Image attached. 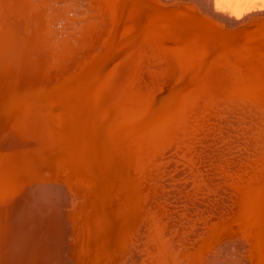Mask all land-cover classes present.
<instances>
[{
    "label": "rangeland",
    "instance_id": "obj_1",
    "mask_svg": "<svg viewBox=\"0 0 264 264\" xmlns=\"http://www.w3.org/2000/svg\"><path fill=\"white\" fill-rule=\"evenodd\" d=\"M38 1L40 2V0H38ZM44 1H45V3L48 2V3H46L47 8L51 11V15L46 17V19H48V24L52 20V22L49 24V27L52 28V30L54 32L57 31L56 32V34L58 35L57 37H60V39L62 38L61 41H63V39H65L63 41V42H65V45H66V43H68V40L71 38H75L78 40L80 38L82 39V37L86 34L85 31L88 32V35L92 36L93 39L91 37V39H89L90 44H88L84 48H81L78 46L79 45L78 43H79V41H81V39L78 41V43L75 42L78 45L77 46H74V45L70 46V48L68 49V51L70 50L69 55L68 56L65 55L64 57H62L61 58L62 62L59 63L58 65H54V67L55 66L56 67L53 69H49V67L46 68L48 66V63L45 62L43 59H42V61L38 60L41 62V63L39 62L41 70L45 69L46 71H49V73H47V76H49V74H50L49 77H51L52 80H56L57 78L58 79L61 78V79H59L57 81H51L50 80L51 81L50 82L49 77H48L47 82H46V80H43L44 81L43 84H44V86H46L45 89L47 90L48 93L45 91L47 95L45 94L44 96H42V98L48 99V96H50V97H52V100H51L52 103L49 102L48 100H47V103L42 102V103H44V105L46 104L45 106L42 103H40L42 106L38 109L42 110V108L44 107L42 110V112L44 114L40 110H38L37 114L39 117L36 118L37 122H35V120H34L33 126H31V128H30V130L32 129V132L34 135V138L30 137V140H34V142H32L33 146H31L32 145L31 142H28V144L21 143L17 147L18 150L15 151L14 156L18 160V162L24 163V165H25V166L23 165V167L20 169L21 171H23L24 169H27V167H29L30 165L28 166L26 164H28L30 162H34V165H31V166H33V170L35 167L37 168L36 165H40L38 167L37 171L33 172V170H32V172L34 174H38L35 177L33 184H36V182L38 180L45 178L44 180L48 179L50 181V184H52V187L53 186L56 187V185L58 186V184L61 185L60 179H63V177L65 178V176H63V177L60 176L61 173H62V175L63 174L67 175L69 177L68 178L69 180L70 179L72 180L71 183L73 185L70 186V190L68 189L69 194H70L68 202L72 203L74 200V204H73V207L70 205L65 207V209L67 211L69 210L71 212V213H69V218H70L69 226L66 229H67V231H69L68 233L71 232L69 234L70 238L72 239V240L70 239L71 244L73 243L76 246L77 251H78L77 248L80 246L79 252L81 250V253H82L81 256L83 257V259L80 256L82 259L81 260L82 262L80 261L79 264H82L83 261H84L83 264H89V263L90 264H118V263H120V264H133V263L134 264H151V262H152V264H167L166 263L167 261L165 260V257H163V256L167 255L168 251H170V253H173L175 256H177L180 259L183 258V262H184L185 256L189 254V252H188L189 251L188 250V248H189L188 240L192 239V241H193V238H196L198 236V234H199L198 237H200V236L203 237V240L200 244L206 243L207 246L211 245L208 247V249L205 248L202 251L206 252V249L208 251H212L213 247L215 245L219 244V242H220L219 240L221 238L229 237L230 234H234L237 232L236 229L231 228L233 225H236L237 219L236 218L234 219L233 216L228 217L227 216L228 213L226 212V209H224V208H223L224 210L220 209V208L224 207L225 205H224V202H221L222 193H220L218 189L222 185H227L229 181L240 182L239 187L243 191L247 190V188L249 189L248 171L252 170V169H246V166H245L246 161H244L242 159L243 156H240L239 158H237L235 160H232V161L229 160L228 161V160H226V158L227 157L228 158L229 157L234 158L236 153L227 152L226 154H228V155L225 156L223 153L224 150L220 145H213L214 143H217V144L220 143V141H221L220 135H222L224 133V132H222L223 129L221 128L222 124L220 121V116H218V114L215 115V110H217L216 106L214 104H210L208 102L209 100L204 98L207 96V95L205 96V94L207 92L205 93L203 88H201L202 86H200L196 80L193 81V79H195V76L193 75V73L194 74L196 73L195 72L196 68H195V63H192L193 62L192 60L195 59V57L198 58V56L200 54L199 53L200 49L195 47L196 45H193L191 43V41L193 40V41L197 42V39L205 38L203 35L204 32L207 36H209L211 34V33L209 34L210 29H211V31H213L212 28L215 29V27L217 26L216 24H214V26L212 25L213 26L212 27V26H210V24L206 23V21L207 22L211 21V20L213 21V19H206V18L210 17V16H207V15H209L207 13L212 12V9H213L212 8L213 6H210V4L213 2L211 5H214V7H216V3L219 2L220 0H212V1H210L211 3L208 2L209 0H207V1H205V0L204 1L203 0H199V1L198 0H190V1L189 0H171L170 1L171 3L169 2L168 4L165 5L167 11L166 10L160 11L162 16H160V14L157 15L159 13L158 12L159 10L150 8V5L152 4L151 3L152 0H149V1L148 0H117V2H115L116 0H114V1H112V0H110V1L109 0L99 1L98 0L99 4H98V2H96L98 5L94 2L95 0H84V1L82 0L83 2L81 0H41V2H44ZM105 1H106V3H105ZM36 2H37V0H35V3ZM103 2L106 6L103 4ZM107 2L109 3V5ZM140 2H141V4H140ZM148 2H150V5H148ZM205 2H207V3H205ZM100 4H103V5L100 6ZM111 4H113V5H111ZM206 4H209L208 7H210V10ZM92 5L97 10H95ZM172 5H174V6H172ZM185 5H187V6H185ZM78 6H80V7H78ZM83 6H84V8H83ZM109 6L112 9H109L110 8ZM115 6L117 8H115ZM147 6H148V8H147ZM199 6H200V8H199ZM201 6H202V8H201ZM100 7L101 8L104 7V8L101 9ZM185 7H187L186 10H185ZM45 8H46V6H43L41 8L37 7V9H33V12H31V14H35V15L37 14L38 15L39 14L38 9H45ZM99 9L101 11H99ZM113 9L116 10L115 11L116 13L114 12ZM190 9L192 11H190ZM150 10L151 11L156 10V11H154L155 13L152 11L153 13L151 14ZM162 10H163V8H162ZM86 11H87V13H85ZM88 11H90V12H88ZM97 11H99V13ZM110 11L113 13L110 14ZM194 11H195V13H194ZM107 12H109V14ZM90 14H91V16H90ZM69 15H71V17H68ZM109 16H110V18H109ZM151 16H153V17L155 16V17L153 18ZM197 17H199L200 19ZM79 18L81 19L80 21H79ZM107 18H108V23H107ZM149 18H150V21L152 20L151 22H153V24L149 21ZM166 18H167V20H166ZM134 19H135V21H134ZM82 20H85V21H83L84 23L82 22ZM156 20H158V22H156ZM87 21L89 22V25H88ZM159 21L162 22L161 25H160ZM96 22L99 26L97 24H95ZM111 22H112V24H111ZM169 22H171V23H169ZM221 22L222 21H220V23ZM80 23H83V24H80ZM86 23H87V27L85 25ZM216 23H218V22L216 21ZM220 23H218L220 25V26L218 25V29L220 30L219 35H223L225 37L227 33H228L227 35H230V36L232 33H235L234 30L232 31V33H230V31L228 32V30L225 27H222V25ZM75 24H76V26L74 27ZM121 24L123 25V27ZM172 24H174V25H172ZM81 26H82V30H81ZM166 26L167 27L169 26L168 28L170 30L168 28H166ZM60 27H61V29H60ZM92 27H94V28L97 27V28H95L96 29L95 30ZM98 27H99V29H98ZM156 27L158 28V30ZM159 27H160V29H159ZM171 27H173L174 30L176 29L179 33L172 30L173 28L171 29ZM155 28H156V32L154 33V32H152V30L154 31ZM177 28H179V29H177ZM193 28H196V29H193ZM199 28H200V31H199ZM64 29H65V31H63ZM118 29H119V32H117ZM185 29H186V31H185ZM237 29H235V30L237 31ZM73 30H75V31H73ZM207 30H209V31H207ZM98 31L100 34H98ZM120 31H121V33H120ZM244 31L245 32L248 31L249 33L251 32L250 34L252 36H253V33L256 32V31H254L253 27H248V29H246ZM83 32H84V34H83ZM151 32L153 33V36H152ZM169 32H171L172 35L174 33V35H177L179 38L171 36L169 34ZM195 32H196V34H194ZM79 33L81 34L80 37H79ZM146 33L148 36L150 35L149 36L150 40L148 39V36L146 35ZM154 34H155V36H154ZM180 34H182V36ZM95 35H97L98 38ZM157 35H159V36H157ZM162 35H164L165 37H163ZM201 36H203V37H201ZM244 36H245V34H240L236 38L232 34L231 37L233 39L228 41V43H224L223 44L224 46H222L223 48L220 46V49H223V50L226 49L225 52L230 51V48H232V46L229 47V44H231V45L233 44L235 46L234 49L237 48L236 49L237 51L235 50L236 52H232L233 54H230L231 53L230 52L229 54L233 55V56L237 55V57L243 56L244 53H242V52L247 53L250 50V48H252L250 46H254L253 45L254 43L250 45V42L248 40L247 41L243 40ZM100 38H102V39H100ZM135 38H137V39H135ZM95 39H97L98 41ZM174 39H175V42L177 43L176 45H174ZM179 39L184 40V41L179 42ZM107 41H109V42H107ZM164 41L165 42L167 41V42L165 43ZM222 42L223 41H221V43ZM99 43H101V44H99ZM179 43H181V44H179ZM190 43H191V45H190ZM244 43H245V45H244ZM70 44H71V42L68 45H70ZM114 44H115V46H114ZM153 44H155V45H153ZM217 44H220V43L218 42ZM146 45H148V46H146ZM186 45H187V47H186ZM172 46H174L175 48H173ZM75 47H76V49H75ZM108 48H110V49H108ZM247 48H249V49L247 50ZM105 49L107 51L109 50L110 52L109 51L107 52ZM253 49L254 50L253 51L251 50V51L254 53H260V54H261V52L264 53V51H263L264 46L261 45L260 41H258V44L257 43L255 44ZM258 49H261V50H258ZM73 50H76L78 52V54L76 51H73ZM120 50H122V51H120ZM176 50H178V51H176ZM104 51L106 53H104ZM137 51H139V52H137ZM196 51L198 52V54ZM89 52H91V53H89ZM111 52H113V53L109 56V54ZM176 52H178V53L176 54ZM202 52H201V54H202ZM237 52H238V54H237ZM71 53H73L72 54L73 58H71L72 57ZM151 53H152V55H151ZM249 54H251V53L249 52ZM89 55H90V57H89ZM94 55H96V56H94ZM138 55H140V56H138ZM107 56H109V60L114 58L115 63L116 62L117 63H123L124 65H125V63H126V65H128V64L130 65V64L134 63V65L131 66V69L133 71L136 70L135 72H137L136 76H135L136 77L135 80L138 79L137 80L138 83L136 86L137 92H135L129 99L134 100V99L138 98L136 100V104H137L136 107L139 108V106H140L139 111H141V107L148 106L149 103L152 104V102H153V100L150 97H147V95H146V92H147L146 89L147 88H148L147 94H149V89L152 87H155L157 89L160 85L161 88H164V87L165 88H164V91H162V89L160 90V93H161L160 98L154 102V104H155L154 111H153V113L149 114V117L150 116H153V117L149 122L147 121L146 124H143V122L140 121L141 123L139 122L136 125L137 127L134 128L129 133L127 138L125 137V133L127 131V128H125L123 131H121L120 135L123 136L122 139L123 140L127 139L125 144L119 143L122 141V139L120 138L119 139L120 141H117L116 139L108 140L109 144L107 146H105L103 144V142H102V145L100 144V139L98 137L97 138L95 137V134L98 133L96 130H98L97 129V126H98L97 121L99 118V111L100 110L98 107H95L96 105L92 102L94 100V98H91L88 91H87L88 93H86V92L84 93L83 88H84V85H86L85 81H87V79H90L91 76L94 73L96 74L97 71L99 70L98 69L99 63H100L99 68H101V67L103 68L104 64H106V62L109 61V60H106ZM144 57H146V58H144ZM148 57L150 59L149 61H148ZM200 58H199V61H200ZM65 59L66 60L68 59V61H66ZM69 59H71V60L69 61ZM88 59H89V61L87 62ZM91 59H94V60L92 61ZM151 59L152 60L158 59L156 61V64L158 62L165 61L166 59L167 60L170 59V60H169V62H167V60H166L167 63L165 62L163 64L162 68L152 70L148 66L145 67L147 65V63H145V62H148V64L150 65V61H151V65H152ZM84 60L87 62V64L83 63ZM102 60H103V62H102ZM173 60H174V62H173ZM63 61H65V63ZM72 61H73V63H71ZM78 61H79V64H77ZM182 61H184V62H182ZM66 62L71 63V65L67 64ZM141 62H143V63H141ZM82 63H83V65H81ZM172 63H173V65H172ZM65 64H67V65H65ZM135 64H136V66H135ZM166 64L168 66H166ZM75 65H77L78 67ZM176 65H178V67L180 69ZM182 65H184V66L182 67ZM68 66H70V67H68ZM71 66L76 67V68L71 69ZM142 67L144 68L143 71H142ZM168 67H170L172 70ZM184 67H186V68H184ZM58 69H59V71H57ZM66 69H67V71H64ZM76 69H78V70H76ZM147 71H148L149 76L147 75ZM179 71H180V73H179ZM184 71H185V73H183ZM63 72L64 73L66 72L65 73V77L67 75L66 80L62 79V77L64 76ZM144 72H146V74H144ZM182 73H183V75H182ZM188 74H190L189 77H188ZM54 75H56V76H54ZM127 75H129V74H127ZM146 75H147V77H146ZM150 75H151V77H150ZM65 77H63V78H65ZM107 78L111 79L112 77L107 76ZM43 79H46V76H44ZM148 79H149V82H148ZM182 79H183V81L185 80L184 81L185 83L183 82V84L184 85L186 84V86H183V84L181 83ZM186 79L188 82L186 81ZM80 80H82V81H80ZM170 81H172V82H170ZM173 81H175V82H173ZM179 81H181V82H179ZM82 83L83 84L85 83V84L83 85ZM105 83H107V82L105 81ZM147 83H149V84H147ZM162 83H164L165 86ZM77 84H79V86H77ZM189 84H190V86H189ZM47 85H48V88H47ZM55 85H56V88H55L56 90L54 91L53 86H55ZM179 85H180V87H179ZM191 86H193V87H191ZM51 87H53L52 88L53 90L51 89ZM183 87H185V88H183ZM166 88H170V89H166ZM174 88H176V89L174 90ZM177 88H179L178 89L179 91H181L183 89V91H182L183 92V94H182L183 101L182 100L179 102L177 101L176 102L177 105H171V103H170V105L166 106L165 95L171 91L172 92L169 93V95H171V94L175 95L178 92ZM180 88H182V89H180ZM187 88H189V89H187ZM197 88H198V90H197ZM61 89H63L64 91ZM79 89H80V92H79ZM185 89H186V91H185ZM60 91L62 93V96L59 98L60 107H58V106L57 107H58V110L59 109L60 110L58 111V110H56V108H57L56 107V105H57L56 101L57 100H56V98H54V95ZM66 91H68V92L66 93ZM89 91H92V89L90 88ZM184 91L187 93L185 94ZM82 92L84 93L83 97L85 98V101L87 102V109L83 112V114L78 111L81 108L76 107V106H79L78 103H80V101H82L81 98L83 99L82 94H81ZM102 93H104V92H102ZM163 93H166V94H163ZM192 94H194L193 97H192ZM252 97H254V95L250 96V98H252ZM173 98L175 99V97H172L171 100H173V102L175 103V100H177V99L174 100ZM202 98H204V99L201 102ZM202 103H203V105H201ZM47 105H48V107H47ZM211 106L213 107L214 110L211 109L212 108ZM39 111L41 113H39ZM45 113H46V115H45ZM7 114L9 115V117L13 116V112L11 110H9L7 112ZM141 117L143 120L147 116L142 115ZM42 118H44V119H42ZM37 119H39V121ZM43 120H45L46 122ZM40 124L42 126H39ZM155 126H156V128H155ZM34 127H36V128H34ZM40 127H42V129H40ZM48 129H50L49 132H48ZM44 130H45V132H43ZM41 135L42 136L44 135V138ZM40 138H41V142H40ZM45 138H48V139L46 140ZM35 139L36 140L39 139V140L37 142H35ZM62 139H63V141H62ZM46 141L47 142L49 141L50 143L49 142L47 143ZM69 141L72 143L73 146L68 149L66 147V145H67V142H69ZM64 142H65V145H63ZM73 142H74V144H73ZM29 143H30V145H29ZM35 143H37V144H35ZM94 143H95V146L93 145ZM104 143L106 144V142H104ZM97 144L99 146H97ZM91 145H93V146L91 147ZM103 145H104L105 149L103 148ZM29 146L31 148H29ZM216 146H219V147L217 148ZM65 147H66L65 151H62V149H64ZM78 147H79V149H78ZM99 147H101V148L98 149ZM39 148H41V149H39ZM102 148H103L102 151L104 152V150H105V152H104V155H102V157H101L100 151ZM219 148H222L221 151L219 150ZM95 149L98 150V153L100 155L99 157L102 158L103 163L105 161L107 162L105 164V169H106V171L108 170L107 174L112 172L111 170H113V172H115V173L112 172L113 174L110 173V175H108L111 177H108V176L105 177V174H101V175L98 174V169L100 170L99 173L101 172L100 168H98L96 171V168L101 167V165L100 166L97 165L96 161H93V159H92L93 153L96 151ZM215 149H216V151H215ZM28 150H29V152H28ZM34 150H36L35 153L33 152ZM44 150H46V152H44ZM76 150H78V152H76ZM59 151H61V154H59ZM215 152L216 153H223V154L222 155L220 154L221 156L219 157V154L216 155ZM37 153H40L41 155L40 154L36 155ZM67 153H68V155H67ZM32 154H34L35 157L32 156ZM49 154L55 159L51 158V156ZM84 154H86V156H84ZM101 154H103V153L101 152ZM69 155H70V157H69ZM78 155L80 158H78ZM60 156L62 157V160H60L62 166H60L58 164V161H59L58 157H60ZM88 156L91 159V160L89 159L91 162L87 159ZM41 157H42V159H41ZM48 157H50V158L48 159ZM105 157L107 160H105ZM46 158L48 160H46ZM77 158H78V160H77ZM70 159H72V160H70ZM63 161H65V164L63 163ZM66 161H69L71 163V167L73 165V167L79 168L78 171L77 172H74V171L73 172H61L60 171V172H58L59 173L58 174L56 172V171H58L57 166L59 165L61 168L67 166ZM79 161H81V162H79ZM79 165L82 167H80ZM103 165H102V167H103ZM93 166H96V167H93ZM47 169H48V171H47ZM52 169H54L56 171H54ZM84 169H85V171H83ZM92 170H94V172ZM41 172H43V173H41ZM44 172H46V173H44ZM47 172L50 174L49 176H51V172H52V175L55 178L51 176V178H53V179H51L48 176ZM84 172H86V173H84ZM96 172H97V174H95ZM40 174H42L41 177H40ZM111 174L114 175L115 177L114 176L112 177ZM43 175H45V176H43ZM83 175H85V176H83ZM78 176H80V177H78ZM101 176H102V178H101ZM24 177H25L24 180L29 182V180L26 179V177H28V175L24 174ZM100 178L102 179L103 183L104 184L106 183L105 185H108V186H104V184H101L102 181ZM110 178L111 179L114 178L113 179L114 182ZM118 178H119V180H118ZM66 179H67V177H66ZM83 179H84V181H83ZM106 179H108L107 181H109V182H107ZM116 179H117V181H116ZM52 180H53V183H52ZM55 181L57 184L54 183ZM217 181L219 183H217ZM241 182H243V183H241ZM96 183H99V184H96ZM118 183H121L122 185L120 186ZM123 184H124V186H123ZM95 185H96V187H94ZM99 185L100 186L103 185L102 186L103 188L100 187ZM118 186L121 188H126V190H128V191L124 192V194L122 196V200H124V196H126V198L131 197V199L133 201H130V199H129L130 203L126 202V200H125L122 203L116 202V204H115V200L117 199L116 198L117 194L119 193ZM104 187L105 188L108 187V188H106L107 190H105ZM72 188H74V189H72ZM102 189H104V190H102ZM70 191H72V194L74 193L76 198L73 197V195L71 194ZM100 191H101V193H100ZM103 192L106 196L103 194ZM16 193H18L20 195V191L17 190ZM79 193H80V195H79ZM90 193H92V194L94 193L95 197L93 195H91L92 196L91 197ZM171 193H173V194H171ZM95 194L99 195L98 197H100L101 200L98 199V197ZM101 194H102V196H101ZM126 194H128V195H126ZM131 194L132 195L135 194V195L132 196ZM167 194H168V196H167ZM188 195L191 199L193 197V200L196 201V203L198 204V207L194 211H192L191 209L188 208V206H190V202L194 203V202H192L193 200L191 201L188 199ZM114 196H116V197H114ZM158 196H160V197L158 198ZM161 196H163L164 199H163V197L161 199ZM166 196L168 198H165ZM169 196H170V198H169ZM52 197H54V195H52ZM77 197H79V198H77ZM133 197H135L136 199ZM89 198L91 199V201L94 200L95 198L98 199L99 200L98 203L99 204L101 203V206H103V207L99 206L98 209L95 211L94 210L95 205L92 206V204L88 202ZM108 198H110V200H108V202H106V199H108ZM179 198L181 199V201L184 200L185 206L183 204V201H182V203H180L181 201ZM165 199L168 202L164 201ZM206 200L208 201V207H209L208 209L205 208ZM213 200L219 201L217 207L212 205ZM83 201L84 202L87 201V203H84ZM124 203H125V205H124ZM179 204H180V206H179ZM97 205H96V207H97ZM186 205H187V207H186ZM112 206H115V207H112ZM177 206H179V207H177ZM182 206H184V207H182ZM119 207L121 208V210H124L123 213L120 212ZM128 207H129V209H128ZM180 207H181V210H179ZM186 208H188V209H186ZM191 208L193 209V206H191ZM71 209H73V210H71ZM199 210L201 211V213L204 212V214L203 213L200 214ZM206 211H209L210 213H206ZM178 212H180V214ZM116 213H117V215H116ZM172 213L175 214L176 216L173 215L174 217H172ZM188 213H190V214H188ZM118 214H120V215H118ZM170 214H171V216H170ZM98 215H100V216H98ZM178 215H180V216H178ZM195 215H196V217H195ZM225 216H227L226 219H224L222 221V219ZM194 218L198 219L200 221V223L202 220L207 219L209 226H207V225L202 226L204 228L206 227V231L203 229V233H202V230L200 231V229L198 230L197 228L195 229L192 227V226H195L198 224L195 222ZM115 219L118 221H116ZM114 222H118L119 224L121 222L120 226H119V224H115L116 227H120V228H117V229H114L113 231H111L112 227L115 228V225L111 226V224ZM100 224H103V225H100ZM198 226H199V224H198ZM73 229H74V232L76 231L78 235L76 234V232L73 234V232H72ZM209 229H212V231H208ZM191 233H193V235ZM200 233H202L203 236L200 235ZM76 235H77V237H76ZM80 235H81V237H79ZM165 235L167 236V238H169L170 245L172 243H174L173 244L174 248H172V245L171 246L168 245V247L166 246V249H163V250H162V248H160V244L166 240ZM204 235H205V237H204ZM161 236H162V239L165 238L164 241L163 240L161 241ZM211 236H212V238H210ZM195 246H197V244H195ZM103 247H104V249H103ZM93 252L95 255L92 254ZM128 252L131 253L130 254L131 256L128 254ZM139 252H141V253H139ZM75 253H76L75 250L71 251V249H70V252L68 250V252L65 253L64 256L62 254L61 255L62 257L60 256V259L57 260L58 264H60V263L61 264H66V263L70 264L73 260V256H76ZM138 253L140 255H138ZM91 255L92 256L94 255L93 258L95 256H96V258L97 257L98 258L93 259ZM204 255H205V253L202 256H204ZM66 257H68V258H66ZM133 257L136 259H134ZM84 259H86V262ZM95 260H96V262H95ZM141 260H145L144 262H146V261L147 262L144 263ZM195 260H197V259H195ZM120 261H122V262H120ZM180 261H182V260H180ZM198 264H201V262Z\"/></svg>",
    "mask_w": 264,
    "mask_h": 264
},
{
    "label": "bare ground",
    "instance_id": "obj_2",
    "mask_svg": "<svg viewBox=\"0 0 264 264\" xmlns=\"http://www.w3.org/2000/svg\"><path fill=\"white\" fill-rule=\"evenodd\" d=\"M99 1H101V0H99ZM112 1H114V0H112ZM170 1L171 0H152L151 1L152 4L150 5V2H148V5H150L151 9L159 10L158 11L159 13L157 15L160 14V16H162L160 11L166 10L165 5L168 4ZM205 1H207V0H205ZM210 1H212V0H209L208 2H210ZM220 1L216 3V7H214V5H211L213 2L212 3L210 2L211 3L210 6H213L212 7L213 9H212V12L207 13V14H209L207 16H210V17L206 18V19H213V21L212 20L208 21V22L206 21V23L210 24V26H212V25L214 26V24H216L217 26L215 27V29L212 28L213 31H211V29H210L209 34L210 33L211 34L209 36H207L205 34V32L203 33V35L206 39L200 38V39H197V42H195L193 40L191 41V43L193 45H196L195 47L200 49V51H199L200 54H199L198 58L195 57V59L192 60L193 62L191 61L192 63H195V68H196L195 69L196 73L195 74L193 73V75L195 76V79H193V81L196 80L198 82V84L200 86H202L201 88H203L205 93L207 92L205 94V96L206 95L207 96L204 98L208 99L209 100L208 102L210 104H214L216 106L217 110H215V115L218 114V116H220V121L222 124L221 128L223 129L222 132H224V133L222 135H220V139H221L220 143L219 144L214 143L213 145H220L224 150L223 153L225 156L228 155V154H226L227 152L236 153L234 158L233 157H229V158L227 157L226 160H228V161L229 160L232 161V160L239 158L240 156H243L242 159L244 161H246V165H245L246 169H252L251 171H248L249 189L247 188V190L243 191L239 187L240 182H238V181H229L227 185H222L218 189L219 192L222 193L221 202H224V205H225L224 207H222L220 209H222V210L226 209V212L228 213V215H227L228 217L233 216L234 219L235 218L237 219L236 225H233L231 227L233 229H236V231H237L236 233L230 234L229 237L221 238L219 240L220 241L219 244L215 245L213 247L212 251L207 250L208 247L211 245L207 246L206 243L200 244L203 240V237H201V236L198 237L199 236V234H198V236L196 238H193V241H192V239L188 240V246H189L188 252H189V254L185 256L184 262H183V258L180 259L177 256H175L173 253H170V251H168L167 255L163 256V257H165L167 264H198L200 262H201V264H264V53L261 52V54H260V53L252 52L254 50L253 48H254L255 44L256 43L258 44V41H260L261 45L264 46V0H220ZM94 2L96 3V2H98V0L97 1L95 0ZM115 2H117V0ZM44 3H45V1L41 2V0H40V2L37 0L36 3H35V0H0V264H58L57 260L60 259V256L62 254L64 256L65 253L68 252V250L70 252V249H71V251L72 250L76 251V253H75L76 256H73V260L71 262L72 264H79V262L83 259V257L81 256V254H82L81 250L79 252L80 246L77 248L78 249V251H77L76 246L73 243L71 244L72 239L69 236V234L71 232L68 233L69 231H67V229H66L69 226V222H70L69 213H71V212L69 210L67 211L65 209V207L69 206V205L73 207V204H74V200L72 203L68 202L69 196H70V194H69L70 186L73 185L71 183L72 180L70 179L71 180L70 181L68 179L69 177L67 175H64V174L62 175V173H61L60 176H62V177L65 176V178L63 177V179H60L61 185L58 184V186L56 185V187H54V186L52 187V184H50V181L48 179L44 180L45 178L44 179L42 178V179L38 180L39 182L37 181L36 184H33L35 177L38 175V174H34L33 172L37 171V169L40 165H36L37 168L35 167L33 170V166H31V165H34V162H30L26 165H28V166L30 165L31 167L29 166V167H27V169H24L23 171H21L20 169L23 167L24 163L18 162V160L14 156L15 151L18 150L17 147L21 143L28 144V142H31V144H32V142H34V140H30V137L34 138L32 129L30 130V128H31V126H33L34 120H35V122H37L36 118L39 117L37 114L38 113L37 111L40 110L38 108H40L42 106L40 103H42V102L47 103V100L52 103V101H51L52 97L48 96V99L42 98V96H44L47 92V90L45 89L46 86H44V84H43L44 83L43 80H46V82H47V79L50 76V74H49V76H47V73H49V71H46L45 69L41 70L39 62L42 61V59H43L45 62L48 63V66L46 68L49 67V69H53L56 67V66L54 67V65H58L59 63L62 62V60H61L62 57H64L65 55H67V56L69 55L70 50L68 51V49L70 48V46H72V45L77 46L79 44L78 45L79 47L84 48L88 44H90L89 39H91V37H92V36L88 35V32L85 31L86 34L82 37V39L80 38L81 41H79L80 39L78 40L75 38H71L68 40V43H66V45L68 46L67 47L65 45V42H63L65 39H63V41H61L62 38L60 39V37H57L58 36L56 34L57 31L54 32L52 30V28L49 27V24L52 22V20L48 24V19H46V17L51 15V11L47 8L46 3H48V2H46L45 4ZM105 3H106V1H105ZM205 3H207V2H205ZM98 4H99V2H98ZM103 4H104V2H103ZM103 4H100V6ZM140 4H141V2H140ZM108 5H109V3H108ZM111 5H113V4H111ZM206 5L208 7L209 4H206ZM43 6H46V8H45L46 10L45 9H38V11H39L38 15L37 14L36 15L31 14V12H33V9H37V7L41 8ZM172 6H174V5H172ZM185 6H187V5H185ZM78 7H80V6H78ZM83 8H84V6H83ZM93 8H94V6H93ZM102 8H104V7H102ZM115 8H117V7L115 6ZM147 8H148V6H147ZM162 8H163V10H162ZM186 8L187 7H185V10H186ZM199 8H200V6H199ZM201 8H202V6H201ZM208 8L210 10V7H208ZM109 9H112V8L110 7ZM95 10H97V9H95ZM99 11H101V10L99 9ZM99 11H97V12L99 13ZM115 11L116 10H114V12ZM152 11H151V14L156 10H154L153 12ZM190 11H192V10L190 9ZM88 12H90V11H88ZM85 13H87V11ZM107 13L109 14V12H107ZM111 13H113V12L110 11V14ZM194 13H195V11H194ZM90 16H91V14H90ZM68 17H71V15H69ZM151 17H153V16H151ZM109 18H110V16H109ZM197 18H199V17H197ZM80 20L81 19L79 18V21ZM158 20H156V22H158ZM166 20H167V18H166ZM215 20L218 23H220V21H222L220 24L222 25V27H225L228 30V32L230 31V33H232V31L234 30L235 33H232V34L236 38L240 34H245V36L243 37L244 38L243 40H246V41L248 40L250 42V45L254 43L253 44L254 46H250L252 48H250V50L247 53L242 52V53H244L243 56H238V57H237V55H235V56L230 55V54H233L232 52L237 51L236 50L237 48L234 49L235 46L233 44L232 45L229 44V47L232 46V48H230V51L225 52L226 49H224V50L220 49V46L221 47L224 46L223 45L224 43H228V41L232 40L233 38L231 37L232 34L230 36V35H227L228 33L226 34L225 37L223 35H219L220 34V30L218 29L219 24L216 23ZM83 21H85V20H82V22ZM88 21H87V23L89 25ZM134 21H135V19H134ZM149 21H150V18H149ZM83 23H80V24H83ZM87 23L85 24L86 27H87ZM107 23H108V18H107ZM151 23L153 24V22H151ZM161 23L162 22H160V25H161ZM169 23H171V22H169ZM95 24H97V22ZM111 24H112V22H111ZM172 25H174V24H172ZM75 26H76V24L74 25V27ZM122 27H123V25H122ZM168 27L166 26V28H168ZM248 27H253L254 31H256L253 33V36L250 34L251 32L249 33L248 31H246V32L244 31V30L248 29ZM92 28H94V27H92ZM95 28H97V27H95ZM156 28L154 31L152 30V32L155 33ZM172 28L173 27H171V29ZM60 29H61V27H60ZM98 29H99V27H98ZM159 29H160V27H159ZM177 29H179V28H177ZM193 29H196V28H193ZM235 29H237V31ZM81 30H82V26H81ZM157 30H158V28H157ZM172 30H174V28ZM63 31H65V29ZM73 31H75V30H73ZM174 31L178 32L176 29ZM185 31H186V29H185ZM199 31H200V28H199ZM207 31H209V30H207ZM117 32H119V29ZM152 32H151V34L153 36ZM120 33H121V31H120ZM83 34H84V32H83ZM98 34H100L99 31H98ZM169 34L173 37H178L177 35H174V33L172 35L171 32H169ZM194 34H196V32ZM80 35L81 34L79 33V37H80ZM97 35H95V36L97 37ZM146 35H147V33H146ZM180 35L182 36V34H180ZM149 36H148V39H149ZM154 36H155V34H154ZM157 36H159V35H157ZM162 36L165 37L164 35H162ZM201 37H203V36H201ZM102 38H100V39H102ZM92 39H93V37H92ZM135 39H137V38H135ZM95 40H97V39H95ZM220 40L223 42L221 43ZM78 41H79V43H78ZM181 41H184V40L179 39V42H181ZM217 41L220 44H217L218 43ZM70 42H71V44L68 45ZM75 42L78 44H76ZM107 42H109V41H107ZM191 43H190V45H191ZM99 44H101V43H99ZM176 44L177 43L175 42V39H174V45H176ZM179 44H181V43H179ZM153 45H155V44H153ZM244 45H245V43H244ZM114 46H115V44H114ZM146 46H148V45H146ZM172 47L175 48L174 46H172ZM186 47H187V45H186ZM110 48H108V49H110ZM75 49H76V47H75ZM248 49L249 48H247V50ZM258 50H261V49H258ZM73 51H76V50H73ZM120 51H122V50H120ZM176 51H178V50H176ZM263 51H264V49H263ZM137 52H139V51H137ZM201 52H202V54H201ZM249 52L251 54H249ZM89 53H91V52H89ZM104 53H106V52L104 51ZM112 53L113 52H111L109 54V56ZM177 53L178 52H176V54ZM72 54L73 53H71V56H72L71 58H73ZM77 54H78V52H77ZM197 54H198V52H197ZM237 54H238V52H237ZM151 55H152V53H151ZM94 56H96V55H94ZM109 56L106 57L107 58L106 60H109ZM138 56H140V55H138ZM89 57H90V55H89ZM144 58H146V57H144ZM199 58H200V61H199ZM38 60H40V61H38ZM70 60L71 59H69V61ZM91 60L93 61L94 59H91ZM149 60L150 59L148 57V61ZM157 60L153 59L152 65H151V61H150V65L148 64V62H145V63H147V65L145 67L148 66L152 70L162 68L163 64L166 62L167 59L165 61H161V62H158L156 64ZM169 60H167V62H169ZM66 61H68V59ZM88 61H89V59L87 60V62ZM63 62L65 63V61H63ZM85 62L86 61L84 60L83 63L87 64V62L86 63ZM102 62H103V60H102ZM173 62H174V60H173ZM182 62H184V61H182ZM71 63H73V61ZM71 63H67V64L71 65ZM83 63L81 65H83ZM141 63H143V62H141ZM67 64H65V65H67ZM77 64H79V61ZM133 65H134V63L130 64V65L129 64L126 65V63H125V65L123 63H117V62L115 63L114 58L110 59L109 61L106 62V64H104L103 68L102 67L99 68L100 67V63H99V67H98L99 70L97 71V73L96 74L94 73L95 75L93 74L90 79H87V81H85L86 85H84L85 83L84 84L82 83L84 85L83 92L84 93L89 92L91 98H94V100L92 102L96 105L95 107H98L100 110L99 111V118L97 121L98 122V126H97L98 130H96L98 133L95 134V137L96 138L98 137L100 139L101 145L103 142V144L105 146H107L109 144L108 140L116 139L117 141H120L119 139L120 138L122 139V137H123L122 135H120V132L123 131L125 128H127V131L125 133V137L127 138L129 133L134 128L137 127L136 125L140 121H142L143 124H146L147 121L149 122L153 117V116L149 117V114L153 113V111H154V106H155L154 102L160 98V94H161L160 90L162 89V91H164L165 87L161 88V86L158 84L159 82L157 83L159 85V87L157 89L155 87L150 88L149 94H147V92H148V90H147L148 88H147L146 89V91H147L146 95H147V97H150L153 100V102H152V104L149 103L148 106L141 107V111H139L140 106H139V108L136 107V105H137L136 100L138 98L134 99V100L129 99L135 92H137L136 86L138 83V81H137L138 79L135 80V78H136L135 76H136L137 72H135L136 71L135 69H134L135 71H133L131 69V66H133ZM172 65H173V63H172ZM184 65H182V67ZM75 66H77V65H75ZM135 66H136V64H135ZM166 66H168V65L166 64ZM176 66L178 67V65H176ZM68 67H70V66H68ZM72 68L75 69L76 67L71 66V69ZM168 68H170V67H168ZM184 68H186V67H184ZM143 69L144 68L142 67V71H143ZM76 70H78V69H76ZM57 71H59V69ZM64 71H67V69ZM180 71H179V73H180ZM65 73H64L63 77H65ZM183 73H185V71ZM183 73H182V75H183ZM127 74H129V75H127ZM144 74H146V72H144ZM147 75H148V71H147ZM147 75H146V77H147ZM189 75L190 74H188V77H189ZM44 76H46V79H43ZM54 76H56V75H54ZM107 76H110L112 78L108 79ZM63 77H62V79H64V80L67 79L66 78L67 75L65 78H63ZM150 77H151V75H150ZM59 79H61V78H59ZM59 79L57 78L56 80H52L51 77H49V81L50 80L51 81H57ZM82 80H80V81H82ZM105 81L107 83H105ZM184 81L182 79V82L181 81H179V82H181L183 84ZM186 81H187V79H186ZM148 82H149V79H148ZM170 82H172V81H170ZM173 82H175V81H173ZM147 84H149V83H147ZM162 84H164V83H162ZM77 86H79V84H77ZM164 86H165V84H164ZM183 86H186V84L185 85L183 84ZM189 86H190V84H189ZM193 86H191V87H193ZM53 87H51V89L53 88L55 91L56 85ZM179 87H180V85H179ZM47 88H48V85H47ZM90 88L92 89V91H89ZM183 88H185V87H183ZM166 89H170V88H166ZM175 89L176 88H174V90ZM178 89L179 88H177V90ZM180 89H182V88H180ZM187 89H189V88H187ZM61 90H63V89H61ZM197 90H198V88H197ZM182 91H183V89L181 91L178 90V92L175 95L174 94L169 95V93H171L172 91L169 92L168 94L163 93V94H166L165 95L166 106L170 105V103H171V105H177L176 104L177 101L178 102L181 100L183 101V99H182L183 98V96H182L183 92ZM185 91H186V89H185ZM185 91H184V93L186 94L187 92H185ZM67 92L68 91H66V93ZM79 92H80V89H79ZM83 92L81 93L82 97L84 94ZM102 92H104V93H102ZM57 93L54 95V98H56V100H57L56 101L57 105L56 104L55 105H56V107L57 106L60 107L59 98L62 96V93H61V91L57 92ZM193 95L194 94H192V97H193ZM251 95L252 96L254 95V97L250 98ZM172 97H175V99H177V100H175L173 98L175 100V103L173 102V100H171ZM204 98H202L201 102L203 101ZM81 100L82 101H80V103H78L79 106H76V107L81 108V109L78 108L79 109L78 111L83 114V112L87 109V102L85 101L84 97H83V99L81 98ZM42 104L44 105V103H42ZM201 105H203V103ZM47 107H48V105H47ZM58 107L56 108V110H58ZM43 108H42V110H43ZM211 109H213V107ZM9 110H11L13 112L12 117H9V115L7 114V112ZM42 110H40V111L42 112ZM40 111H39V113H41ZM45 115H46V113H45ZM142 115H145L147 117H145L142 120V117H141ZM44 118H42V119H44ZM37 120L39 121V119H37ZM43 121H45V120H43ZM39 126H42V125L40 124ZM34 128H36V127H34ZM155 128H156V126H155ZM40 129H42V127H40ZM49 130L50 129H48V132H49ZM43 132H45V130ZM42 137L44 138V135ZM45 139L47 140L48 138H45ZM38 140L39 139H37V140L35 139V142H37ZM126 140L127 139H125V140L122 139V141L119 143L125 144ZM62 141H63V139H62ZM40 142H41V138H40ZM104 142H106V144ZM70 143H71L70 141L67 142L66 147L68 149L73 146L72 143L71 144ZM35 144H37V143H35ZM73 144H74V142H73ZM29 145H30V143H29ZM63 145H65V142ZM93 145L95 146V143ZM93 145H91V147ZM104 145H103V148H104ZM31 146H33V144ZM97 146H99V145L97 144ZM66 147L64 149H62V151H65ZM216 147L218 148L219 146H216ZM29 148H31V147L29 146ZM100 148L101 147H99L98 149H100ZM103 148L101 149V151L99 150L101 157H102V155H104V152H105V150H104V152L102 151ZM222 148H219V150L221 151ZM39 149H41V148H39ZM78 149H79V147H78ZM29 150H28V152H29ZM35 151L36 150H34L33 152L35 153ZM215 151H216V149H215ZM44 152H46V150H44ZM76 152H78V150H76ZM101 152L103 154H101ZM223 153H216V155L219 154V157H220ZM38 154H40V153H37L36 155H38ZM59 154H61V151H59ZM67 155H68V153H67ZM100 155L98 153V150H96L93 153L92 159H93V161H96L97 165H99V166L101 165V167L96 168V171L98 168L101 169L100 173H99L100 170L98 169V174H100V175L105 174V177H107L108 175H110V173L113 172V170H111L112 172L107 174L108 170L106 171V169H105V164L107 163L105 160H107V159L105 157V160H104L105 162L103 163L102 158L99 157ZM32 156L35 157L34 154H32ZM84 156H86V154H84ZM69 157H70V155H69ZM49 158L50 157H48V159ZM51 158H53V157L51 156ZM78 158H80L79 155H78ZM78 158H77V160H78ZM41 159H42V157H41ZM48 159L46 158V160H48ZM53 159H55V158H53ZM87 159L88 160L90 159L89 156ZM58 160H59L58 164L60 166H62L61 162H60V160H62V157L61 156L58 157ZM70 160H72V159H70ZM66 162H67V164H66L67 166L61 168L57 164L58 165L57 166L58 171H56L54 169H52V170L56 171L57 173L60 171L61 172H73V171L77 172L78 171L79 168L73 167V165L71 167V163L69 161H66ZM79 162H81V161H79ZM63 163L65 164V161H63ZM102 165H103V167H102ZM96 166H93V167H96ZM80 167H82V166H80ZM32 170H33V172H32ZM47 171H48V169H47ZM83 171H85V169ZM92 171L94 172V170H92ZM41 173H43V172H41ZM44 173H46V172H44ZM84 173H86V172H84ZM113 173H115V172H113ZM24 174L28 175V177H26V179L29 180V182L24 180L25 179ZM95 174H97V172ZM41 175L42 174H40V177H41ZM49 175L50 174L48 173V176ZM43 176H45V175H43ZM51 176L54 177L52 175V172H51ZM51 176H49V177L51 178ZM83 176H85V175H83ZM113 176L114 175H112V177ZM66 177H67V179H66ZM78 177H80V176H78ZM108 177H111V176H108ZM101 178H102V176H101ZM119 178H118V180H119ZM51 179H53V178H51ZM113 179L114 178H112L111 180L113 181ZM107 180L108 179H106V181ZM83 181H84V179H83ZM101 181H102V179H101ZM116 181H117V179H116ZM107 182H109V181H107ZM52 183H53V180H52ZM54 183H56V181ZM217 183H219V182L217 181ZM241 183H243V182H241ZM96 184H99V183H96ZM101 184H104L103 181L101 182ZM105 184H104V186H108ZM118 184L120 186L122 185L121 183H118ZM102 186H100V187H102ZM123 186H124V184H123ZM94 187H96V185ZM106 188H108V187H106ZM106 188L104 187L105 190H107ZM72 189H74V188H72ZM104 189H102V190H104ZM118 189H119V193L117 194V197L114 196L117 198L115 200V204H116V202L122 203L125 200L128 203H130V201H133L131 199V197L126 198V196H124V200H122V196H123L124 192L128 191V190H126V188H121L119 186H118ZM17 190L20 191V195L18 193H16ZM101 191H100V193H101ZM70 192L72 194V191H70ZM103 194H104V192H103ZM171 194H173V193H171ZM52 195H54V197H52ZM72 195H73V197H75L74 193ZM79 195H80V193H79ZM91 195L94 196V193L93 194L90 193V196ZM95 195L97 197L99 196L97 194H95ZM126 195H128V194H126ZM134 195L135 194H133L132 196H134ZM101 196H102V194H101ZM163 196H161V199ZM167 196H168V194H167ZM167 196L165 198H168ZM170 196H169V198H170ZM159 197L160 196H158V198ZM77 198H79V197H77ZM133 198H135V197H133ZM95 199L91 201V199L89 198L88 202L91 203L92 206L95 205L94 210L96 211L98 209V207L101 206V203L100 204L98 203V201H99L98 199L101 200V198L98 197V199H96V200ZM129 199H130V201H129ZM163 199H164V197H163ZM188 199L192 201L193 197L191 199L188 195ZM108 200H110V198L106 199V202H108ZM164 201L168 202L166 199ZM180 201H181V199H180ZM182 201L184 204V200H182ZM182 201L180 203H182ZM192 202H194V203L190 202V206H188V208L191 209L192 211H194L198 207V204L194 200ZM218 202L219 201L213 200L212 205L217 207ZM84 203H87V201ZM96 205H97V207H96ZM124 205H125V203H124ZM179 206H180V204H179ZM179 206H177V207H179ZM184 206H185V204H184ZM184 206H182V207H184ZM191 206H193V209L191 208ZM101 207H103V206H101ZM112 207H115V206H112ZM186 207H187V205H186ZM188 208H186V209H188ZM205 208L206 209L209 208L207 200L205 203ZM128 209H129V207H128ZM71 210H73V209H71ZM179 210H181V207ZM120 212L123 213L124 210H121V208H120ZM178 213L180 214V212H178ZM199 213L204 214V212L201 213V211ZM206 213H210V212L206 211ZM188 214H190V213H188ZM116 215H117V213H116ZM118 215H120V214H118ZM173 215H175V214L172 213V217H174ZM98 216H100V215H98ZM170 216H171V214H170ZM178 216H180V215H178ZM227 216H225L222 219V221L224 219H226ZM195 217H196V215H195ZM116 221H118V220H116ZM121 222H120V224H121ZM195 222L198 223L199 226L197 224V225L192 226V227L195 229L197 228L198 230L200 229V231L202 230V233H203V229L206 231V227L204 228L202 226L203 225L209 226L207 219L202 220L201 223L198 219H195ZM115 224H119V223L114 222L111 224V226H114ZM120 224H119V226H120ZM100 225H103V224H100ZM117 228H120V227H116V225H115V228L112 227L111 231H113L114 229H117ZM208 231H212V229H209ZM72 232L74 234L76 231L74 232V229H73ZM202 233H200V235H202ZM76 234H77V232H76ZM191 234L193 235V233H191ZM77 235H76V237H77ZM79 237H81V235ZM165 237H166V240L164 241L165 238L162 239V236H161V241L163 240L164 242H162L163 244L160 242L161 243L160 248H162V250L166 249V246L168 247V245L169 246L172 245V248H174V246H173L174 243H172L170 245L169 238H167L166 235H165ZM204 237H205V235H204ZM210 238H212V236ZM195 244H197V246H195ZM205 248H207L206 252H203L202 250ZM103 249H104V247H103ZM139 253H141V252H139ZM139 253H138V255H140ZM204 253H205V255L202 256ZM92 254H94V252ZM128 254L130 255L131 253L128 252ZM80 256L82 257V259ZM93 256H92V258H93ZM66 258H68V257H66ZM94 258L97 259L98 257L96 258V256H95ZM134 259H136V258H134ZM195 259H197V260H195ZM84 260L86 262V259H84ZM180 260H182V261H180ZM141 261L144 262L145 260H141ZM95 262H96V260H95ZM120 262H122V261H120ZM146 262H144V263H146ZM83 263H84V261H83ZM118 264H120V263H118ZM151 264H152V262H151Z\"/></svg>",
    "mask_w": 264,
    "mask_h": 264
}]
</instances>
